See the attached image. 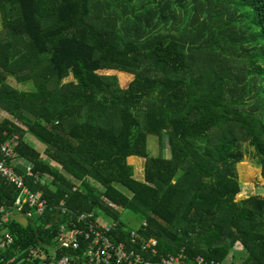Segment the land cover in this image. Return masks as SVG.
<instances>
[{"label":"trees","instance_id":"1","mask_svg":"<svg viewBox=\"0 0 264 264\" xmlns=\"http://www.w3.org/2000/svg\"><path fill=\"white\" fill-rule=\"evenodd\" d=\"M221 2L234 0H0V107L10 115L0 119V144L19 136L15 156L41 175L26 182L49 204L27 225L11 220L14 242L0 264H26L34 251L35 262L50 258L49 247L85 264L88 242L59 246L69 220L62 202L117 223L111 236L127 248L138 246L118 208L140 216L141 237L181 264L197 255L264 264V192L238 198L237 172L249 146L264 179V104L243 76L227 74L226 88L218 69L192 70L186 49L211 24L226 28ZM238 3L251 10L264 47V0ZM131 156L145 159L144 179ZM0 192L12 205L17 190L3 182Z\"/></svg>","mask_w":264,"mask_h":264},{"label":"built area","instance_id":"2","mask_svg":"<svg viewBox=\"0 0 264 264\" xmlns=\"http://www.w3.org/2000/svg\"><path fill=\"white\" fill-rule=\"evenodd\" d=\"M19 136H8L0 144V187L4 182L7 186L14 187L17 195L8 205L7 199L0 192V251L6 250L14 242V237L9 230L12 215H24L32 220L42 215L48 208V200L40 190H32L26 182V177L41 178L39 173H34L32 165L15 156V148ZM51 177L50 175H45ZM76 189V187H74ZM111 206L116 207L110 203ZM62 214L69 216L67 223L59 226L57 239L59 246L68 249H78L82 242H88V248L84 255L87 256L85 264H181L179 254H160L158 241L154 237H141L138 228L130 231V242L138 247L127 248L121 242H116L112 238V232L116 230L117 223L106 222L98 219L94 212H73L68 210L62 202L59 206ZM13 210L15 212H13ZM146 226V221L142 222ZM38 253L33 252L26 264H71L68 255L56 257L54 254L50 258H41L35 262ZM3 261V259H1ZM10 262H15L12 258ZM19 264V263H18ZM191 264H221L204 255H197Z\"/></svg>","mask_w":264,"mask_h":264},{"label":"rangeland","instance_id":"3","mask_svg":"<svg viewBox=\"0 0 264 264\" xmlns=\"http://www.w3.org/2000/svg\"><path fill=\"white\" fill-rule=\"evenodd\" d=\"M238 1L234 0L235 3L233 2L229 8H226V4L222 2L219 5L228 14L225 18L227 20L226 28L217 31L215 27L220 22L211 24L209 29L205 30V34L200 35L196 43L187 45L186 49L191 57L192 70L193 68L201 71L206 68L218 69L219 72L215 70L214 75H217L226 88L229 81L228 75L237 77L238 83L241 82L238 75L243 76L242 82L249 95H255L254 98H259L260 103L264 104V47L261 41L262 33L259 27L250 22L251 10L240 9ZM205 19L209 21V15ZM192 23L195 24V20ZM208 39L212 41H208ZM8 81L20 89L30 90L33 88V82L31 81L18 83L11 76ZM236 88L240 89V87ZM259 113L264 118V106L260 108ZM8 116H10L8 112L0 107V119ZM149 142L151 154H158L160 146L155 136H150ZM253 152L254 149L248 146L245 159L237 165L239 179L243 185L242 192L238 195V198L264 192V179L261 176V170L250 159V154ZM13 212L15 211L13 210ZM118 212L120 220L127 227L136 228L140 226L142 221L140 216L123 208H118ZM98 219L103 221L100 215H98ZM106 222H109V220ZM48 250L53 251L54 248L49 247ZM41 254H43V251Z\"/></svg>","mask_w":264,"mask_h":264},{"label":"crops","instance_id":"4","mask_svg":"<svg viewBox=\"0 0 264 264\" xmlns=\"http://www.w3.org/2000/svg\"><path fill=\"white\" fill-rule=\"evenodd\" d=\"M150 145V142H149ZM37 146V145H36ZM39 146V145H38ZM150 147V146H149ZM165 154L168 156V149L166 150ZM156 155V154H154ZM129 163L133 165V169H134V176L137 179H144V165H145V159L138 157V156H131L129 157ZM264 183V182H263ZM133 229V228H131ZM55 250L53 251H49V254H54ZM44 255V254H43Z\"/></svg>","mask_w":264,"mask_h":264},{"label":"water","instance_id":"5","mask_svg":"<svg viewBox=\"0 0 264 264\" xmlns=\"http://www.w3.org/2000/svg\"><path fill=\"white\" fill-rule=\"evenodd\" d=\"M12 218L18 222H20L23 225H27L30 222V219H28L27 217H25L24 215H17V214H13Z\"/></svg>","mask_w":264,"mask_h":264}]
</instances>
